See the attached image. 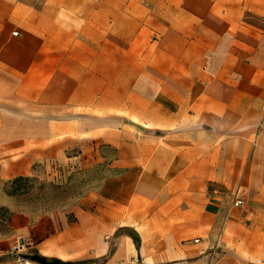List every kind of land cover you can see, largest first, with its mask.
<instances>
[{
  "label": "crops",
  "instance_id": "0c3cea01",
  "mask_svg": "<svg viewBox=\"0 0 264 264\" xmlns=\"http://www.w3.org/2000/svg\"><path fill=\"white\" fill-rule=\"evenodd\" d=\"M17 1L0 0V204L52 165L109 171L85 204L14 213L38 256L264 264V0H25L21 34Z\"/></svg>",
  "mask_w": 264,
  "mask_h": 264
},
{
  "label": "rangeland",
  "instance_id": "374dc122",
  "mask_svg": "<svg viewBox=\"0 0 264 264\" xmlns=\"http://www.w3.org/2000/svg\"><path fill=\"white\" fill-rule=\"evenodd\" d=\"M14 15L12 31L25 33V0L14 3ZM108 173L102 164L81 166L63 163L55 167L52 165L39 176L6 183L3 190L11 198V203L9 206L0 204V257L9 256L11 264H31L34 262L26 256L38 255L25 238V226L22 229L14 226V213L24 218L26 214L34 223L52 210L68 211L76 205L85 204L86 198L99 188ZM48 261H51L50 258ZM251 263L261 264V260Z\"/></svg>",
  "mask_w": 264,
  "mask_h": 264
},
{
  "label": "water",
  "instance_id": "95a60500",
  "mask_svg": "<svg viewBox=\"0 0 264 264\" xmlns=\"http://www.w3.org/2000/svg\"><path fill=\"white\" fill-rule=\"evenodd\" d=\"M25 259V256H23ZM28 257V259H30L32 262L38 263V264H67V263H63V262H59L57 260H51L48 261L47 259H45L44 257H40L38 255H32V256H26V258Z\"/></svg>",
  "mask_w": 264,
  "mask_h": 264
},
{
  "label": "trees",
  "instance_id": "16d2710c",
  "mask_svg": "<svg viewBox=\"0 0 264 264\" xmlns=\"http://www.w3.org/2000/svg\"><path fill=\"white\" fill-rule=\"evenodd\" d=\"M25 177H17V178H15V179H13L12 181H17V180H21V179H24ZM10 258H9V256H2V257H0V261H7V260H9Z\"/></svg>",
  "mask_w": 264,
  "mask_h": 264
},
{
  "label": "built area",
  "instance_id": "2783aa9c",
  "mask_svg": "<svg viewBox=\"0 0 264 264\" xmlns=\"http://www.w3.org/2000/svg\"><path fill=\"white\" fill-rule=\"evenodd\" d=\"M234 206L237 207V206H241L244 204V201L242 199H236L234 202H233Z\"/></svg>",
  "mask_w": 264,
  "mask_h": 264
}]
</instances>
